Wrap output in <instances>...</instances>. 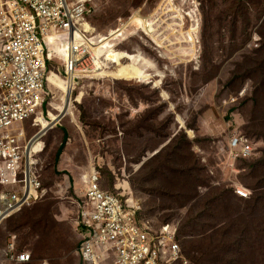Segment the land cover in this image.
<instances>
[{
	"label": "rangeland",
	"instance_id": "rangeland-1",
	"mask_svg": "<svg viewBox=\"0 0 264 264\" xmlns=\"http://www.w3.org/2000/svg\"><path fill=\"white\" fill-rule=\"evenodd\" d=\"M92 2L88 21L105 42L102 56L140 53L163 77L143 65L148 79L117 80L106 58L108 76L77 81L72 113L41 138L42 197L0 226V263L13 264L4 258L14 236L28 264H80L79 176L95 172L102 189L126 206L140 203L152 224L176 226L186 264H264V0ZM64 98L50 88L47 121ZM35 130L24 125L26 138ZM233 133L250 143V158L229 156Z\"/></svg>",
	"mask_w": 264,
	"mask_h": 264
},
{
	"label": "built area",
	"instance_id": "built-area-1",
	"mask_svg": "<svg viewBox=\"0 0 264 264\" xmlns=\"http://www.w3.org/2000/svg\"><path fill=\"white\" fill-rule=\"evenodd\" d=\"M94 13L92 0H0V226L44 193L36 171L42 147L35 152L31 143L45 134L39 118L46 120L44 106L54 62L63 68L59 78L72 77L74 85L107 70L103 37L85 30ZM76 41L80 45L70 47ZM53 43L63 46L61 61L48 53ZM28 122L36 130L26 138ZM227 149L233 160L253 155L250 143L235 133L228 137ZM79 182L85 188L76 221L80 264H186L175 225L152 224L140 203L126 206L117 194L102 189L95 172L81 174ZM235 192L239 198L249 196L241 187ZM16 248L10 236L4 260L28 264L30 254Z\"/></svg>",
	"mask_w": 264,
	"mask_h": 264
},
{
	"label": "bare ground",
	"instance_id": "bare-ground-1",
	"mask_svg": "<svg viewBox=\"0 0 264 264\" xmlns=\"http://www.w3.org/2000/svg\"><path fill=\"white\" fill-rule=\"evenodd\" d=\"M143 28V30L145 31L144 34H148L150 31L149 29V25H145L143 23H145L144 21H137ZM85 30L87 33H93L94 32V28L91 26V24L89 25L88 23H85ZM124 28L123 29H118L116 32H119L120 34H122ZM114 32H110V34H113ZM187 41H192L193 37H192V30L190 31V35L186 38ZM80 45V43L78 41L76 42H70V47L71 45ZM103 48L106 49L107 47H105V42H102ZM48 53H55L56 58L58 57L59 61H61V59L63 58V56L65 55L64 51H63V46H54L53 43V47L49 46L48 47ZM106 58H109V62H113V64L115 63V65H117V69L115 71L111 72V76H113L114 79L117 80H125V81H129L132 79H139V81H144L147 78V74H144V71L142 69V66H146V67H150L153 71L154 74L158 76V78L163 77V73L159 72L153 65V63L146 59L145 57H143L140 53H136V55H127L125 53H121L120 55L119 53L113 51V50H106L105 52V61H107ZM124 61H127L128 63L125 64ZM104 65L106 64L105 62L103 63ZM107 66H105L104 68H106ZM103 72V76H105L104 74H106V76H108V72L107 70L102 71ZM97 76H92V78H95ZM48 83L50 85V88L55 89L56 85L57 87L61 90V93L65 95V98L63 100V106H62V113L61 114H56V115H52L50 114V119L47 120H42L41 118H39V122H40V126H41V132L42 135L48 130L50 129L52 126H54V124L58 123L60 121V119L65 116V115H70L72 113L71 111V105L70 102H68L69 100V93L70 91H72L73 85H74V79L72 77H69L67 79V81L61 80V79H48ZM159 82L156 81L155 84L157 85ZM54 110V109H53ZM45 135V134H44ZM43 135V136H44ZM41 145V141H34L31 143V148H33L34 150H36L35 152H37V149L40 148Z\"/></svg>",
	"mask_w": 264,
	"mask_h": 264
},
{
	"label": "trees",
	"instance_id": "trees-1",
	"mask_svg": "<svg viewBox=\"0 0 264 264\" xmlns=\"http://www.w3.org/2000/svg\"><path fill=\"white\" fill-rule=\"evenodd\" d=\"M56 59L59 61L58 58H56ZM49 79H60V78H59V77H58V76L52 71V72H50V74H49ZM64 139H65V135H64ZM185 141H186V139H185L184 137H182L181 140H180V143L185 142ZM62 145H63V142L60 144L59 148L57 149L56 157H57V155L60 153V151H61V149H62ZM160 174H161L162 176H164V177L167 176V173H166V172H163V170L160 171ZM78 244H79V243H78Z\"/></svg>",
	"mask_w": 264,
	"mask_h": 264
}]
</instances>
